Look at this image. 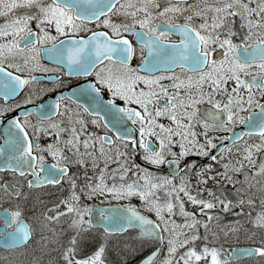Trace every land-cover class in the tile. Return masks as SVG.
<instances>
[{"label":"snow or ice","instance_id":"1","mask_svg":"<svg viewBox=\"0 0 264 264\" xmlns=\"http://www.w3.org/2000/svg\"><path fill=\"white\" fill-rule=\"evenodd\" d=\"M0 101L8 264H264V0H0Z\"/></svg>","mask_w":264,"mask_h":264},{"label":"flooded vegetation","instance_id":"2","mask_svg":"<svg viewBox=\"0 0 264 264\" xmlns=\"http://www.w3.org/2000/svg\"><path fill=\"white\" fill-rule=\"evenodd\" d=\"M41 87H51L50 84H42ZM52 95H55L54 93ZM46 98V97H45ZM22 99V97H21ZM15 101H13L14 103ZM0 103H2V101H0ZM19 111V109H17L16 112H11V113H7L6 116L11 115V114H15ZM241 128L242 126H237L236 131L238 133L241 132ZM244 131H247L246 128L243 129ZM229 133H218V135L220 136H224V135H228ZM137 162L142 163L143 161L138 160ZM206 163L211 164V161H206ZM147 167H151L150 165H145ZM163 168L165 169L164 174H167L168 172L171 171V169H168L167 166H163ZM8 179L10 180L11 177L9 176ZM211 187V185H209ZM229 189L228 195L230 196V198H235L236 197V193L231 191V186L228 185L227 186ZM253 192H256V187H253ZM41 199L43 200V202L45 203H51V201L56 199V195H47L44 194L41 196ZM12 203H14V201H11ZM95 203L99 204V201H96ZM116 202H113V204L111 205H115ZM127 203V202H125ZM133 204H139L138 200H133L132 201ZM108 203H104L101 205H105ZM100 205V206H101ZM110 205V204H109ZM10 206V198L7 195H0V211H2L4 208H8ZM256 209H248L247 207L245 208L246 211L251 210L252 211V215H256ZM40 211V207H39V202H37V207L35 209H33V205L32 202H29L26 206V215L31 218L35 213H38ZM239 211V209H233L231 212L228 213H221L222 216V223L228 224V223H235L237 221H242L243 220V216H236L235 212ZM102 229L99 230V232H96L94 235L97 237L96 243H100L102 242L100 240V237L102 235ZM138 233L137 231L134 230H130L128 233H125L123 235H118V236H112L108 238L107 241V259L109 261V264H122L124 259H128V264H135L136 262H138L142 257L146 256L150 251H152L151 247L145 246L144 248H140L139 244L136 242V237H137ZM129 247H133L136 249H139L134 257L129 258L127 255V249ZM20 251H23V249H18L15 250L13 252H9L8 250L0 247V262H2V264H8V258L12 257V258H16L18 257V254ZM6 254V255H4Z\"/></svg>","mask_w":264,"mask_h":264},{"label":"rangeland","instance_id":"3","mask_svg":"<svg viewBox=\"0 0 264 264\" xmlns=\"http://www.w3.org/2000/svg\"><path fill=\"white\" fill-rule=\"evenodd\" d=\"M259 210H260L259 208L256 209V213H257ZM253 216H254V215H253ZM241 223L244 225V227H251V225L248 224V223L246 222V218H245V217H243V220L241 221ZM4 255H6V254H4Z\"/></svg>","mask_w":264,"mask_h":264}]
</instances>
